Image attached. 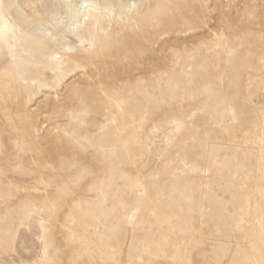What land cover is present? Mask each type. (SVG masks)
<instances>
[{"label": "rangeland", "instance_id": "obj_1", "mask_svg": "<svg viewBox=\"0 0 264 264\" xmlns=\"http://www.w3.org/2000/svg\"><path fill=\"white\" fill-rule=\"evenodd\" d=\"M0 264H264V0H0Z\"/></svg>", "mask_w": 264, "mask_h": 264}]
</instances>
